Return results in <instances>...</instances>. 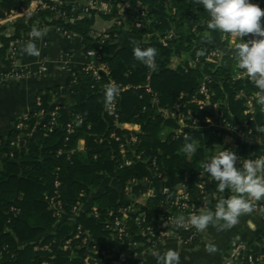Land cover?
<instances>
[{
    "label": "trees",
    "instance_id": "16d2710c",
    "mask_svg": "<svg viewBox=\"0 0 264 264\" xmlns=\"http://www.w3.org/2000/svg\"><path fill=\"white\" fill-rule=\"evenodd\" d=\"M28 4L29 0H0V19L24 9ZM122 4H129L132 8L138 5L150 8L148 19L140 29L134 28L126 34L129 45H125L121 38L125 35L122 27L113 29L109 39L96 41L92 31L95 18L99 15L108 20L121 17L119 7ZM173 9L176 13L171 16L168 11ZM71 11L70 6L42 11L29 21L16 22L15 36L0 38V61L4 65L0 71H7L10 67L7 52L11 43L36 27L37 20L42 22L39 28L61 27L80 37L85 52L96 49L101 43L103 61L110 71L108 79L104 77L101 80L85 69L76 72L67 89L71 101L56 110L59 123L52 130L43 129L39 125L42 117L33 113L23 121L26 127L22 131H13L6 138L0 137V264H85L88 251L94 244L85 247L81 240L75 239L68 250L63 247L75 237L79 226L96 242L111 235L106 230L107 223L114 220L110 213L117 214L123 207L116 187L123 190L133 180L143 181L152 174L160 178L203 172L202 163L211 157L208 150L222 145V138L216 132L200 129L186 130L178 135L170 117L174 114L176 120L186 119L191 111L199 121L213 118L214 110H200L193 101L195 97L205 99L199 95L203 84L214 94L212 104L228 101L227 105H221L219 113H224L229 121L235 120L245 133H248L246 121L250 128L256 127L249 120L250 115L245 114L248 98L255 95L256 89L249 80L233 77L235 58L219 60L210 56L212 48L208 45L213 41L207 39L206 34L219 39L222 33L208 27L210 17L195 0H111L110 14L94 11L91 17H82L75 23L64 19ZM158 12L168 20L155 19ZM59 15L61 17L57 18ZM170 29L175 32V37L165 46L163 41ZM149 34L150 38L145 39ZM136 46L156 49L154 69L134 57L133 48ZM110 82H115L121 89L118 122L135 124L140 128L139 143L135 146L140 159H134L131 167H120L123 163L120 142L112 137L115 134L124 138L129 132L116 127V119L106 107L105 88ZM57 94L59 89L55 88L41 97L40 110L45 116L51 113L53 97ZM253 103L264 128V105L258 104L256 99ZM169 113L171 115L167 118ZM76 115L84 119V125L66 142L65 127ZM186 122L192 125V121ZM166 126L174 129L163 138L161 133ZM185 135L189 142L194 143V153L186 154L182 150ZM80 140L85 141L83 152L77 151ZM60 150L64 151L63 155H59ZM72 150L75 152L69 154ZM128 157L132 155L128 153ZM241 159L238 156L237 166H240ZM205 175L217 194L216 199L209 201L210 207L214 208L221 198H228L231 191H218V182ZM58 179L62 184L60 193L66 212L60 221L47 199L54 194V184ZM108 179L114 180L116 187H103ZM95 192L98 194L92 204L99 217H90L87 211L75 221L71 220L72 207L78 202H87ZM189 196L190 203L196 206L203 203L204 194L198 186L189 190ZM175 199L176 192L171 191L136 203L134 208L146 214L145 227H154L163 215L169 213L170 204ZM12 207L17 212L11 211ZM130 225L131 242H145L146 237L141 235L140 228L132 220ZM191 234L192 230L181 232L184 240Z\"/></svg>",
    "mask_w": 264,
    "mask_h": 264
},
{
    "label": "crops",
    "instance_id": "0c3cea01",
    "mask_svg": "<svg viewBox=\"0 0 264 264\" xmlns=\"http://www.w3.org/2000/svg\"><path fill=\"white\" fill-rule=\"evenodd\" d=\"M62 1L67 6L74 7L84 5L90 0ZM142 8H146L149 12L150 8L141 5L132 8L129 4H122L119 7L120 16L124 19V26L122 28L125 35L121 38L125 45H129L130 43L125 36L136 28ZM168 13L174 16L176 9L168 11ZM79 19V16H74L71 22L75 23ZM155 19L168 20L167 16H164L160 12L156 13ZM116 27L121 28L115 24L114 19L108 20L99 15L95 18L92 31L95 33H101L103 31L111 33ZM169 34L175 36L173 29H170L167 35ZM150 36V34L145 36V39L150 38ZM206 37L213 41V44H209L208 46L212 48L211 50L217 51L218 54L216 57H218L219 60L224 58H235V43L240 42V38L223 42L221 38L217 39L215 36L213 37L208 33ZM33 42L39 49V56H30L24 53L22 49L26 44L22 45L19 50V66L25 76L13 80L6 86L0 85V137L3 138L8 137L13 131H22L23 129H18L17 126L31 114L37 112V99L51 92L53 89L58 88L59 94L53 97L51 112L56 111L60 106L68 105L71 98L67 93V89L71 78L76 72L84 69L86 70L89 64V58L86 54L87 52H85L82 39L76 35L72 34L70 37H65L54 28H50L46 30L42 37H38ZM203 44L208 43L203 42ZM233 73L235 79L247 80V75L243 70L237 67L236 62L233 63ZM108 76L106 77L107 79ZM240 96L244 97L243 95ZM250 98H248L246 103L245 114L250 115L249 120L256 125L254 129L251 128L252 134L249 135L245 133V130H243L241 126L240 128L242 131L239 128L228 130L226 128L219 127V129L217 127L218 129H214V131L222 138L223 143L220 146H216L214 150L209 149L208 153L210 156L217 155L223 148L234 151L242 159L264 156V128L262 127V122L257 118L253 100ZM227 102L228 101L225 100L221 103H215V105H227ZM170 115V113L167 114V118ZM215 118L216 115L214 113L213 118L206 117L205 120L215 121ZM233 118L232 116V119ZM191 119H195L191 111L188 112L186 119H173L174 131L180 134V132L188 130L183 127L182 124H188L186 120L192 121ZM205 120L202 121L203 129L200 130H208L212 127L211 125L204 124ZM126 128L138 134L140 133L138 125L128 124ZM173 129L166 126L161 136L165 138ZM85 148V141L80 140L78 142L77 151L83 152ZM201 173L203 172L194 171L190 175L176 177L163 176L160 178L152 174L150 178L144 179L143 181L131 182L130 185L123 190L116 187L114 180L108 179L105 181L103 187H116L119 190V202L123 207L133 206L136 203L145 202L151 197L168 194L171 191H189L194 186L204 187L209 198H217L211 180L208 179L205 174L201 175ZM98 192L91 195L89 200L85 202V210L94 207L92 200L97 196ZM221 224H223V221L216 224L210 223L206 229L202 231L197 241L189 245L177 239H167L159 245L155 252L142 255L139 259V263L138 261H136V263L157 264V257L171 249L178 253L179 264H243L240 260V254L244 252L260 253L264 250V210L260 213L250 212L241 215L239 222L231 228L222 229ZM42 239L43 237L40 238L39 241H42ZM209 245L214 246L215 251H208L207 248ZM91 250V255L109 251L111 253L108 259L109 264H118L120 259L132 254L133 247L128 242L121 243L112 235H108L104 237L101 242H96V246L94 245Z\"/></svg>",
    "mask_w": 264,
    "mask_h": 264
},
{
    "label": "built area",
    "instance_id": "2783aa9c",
    "mask_svg": "<svg viewBox=\"0 0 264 264\" xmlns=\"http://www.w3.org/2000/svg\"><path fill=\"white\" fill-rule=\"evenodd\" d=\"M252 3L258 5L262 10H264V0H251ZM67 6L62 0H29V4L27 7L20 11H13L10 15L0 19V38L2 36L6 37H13L16 34V29L14 28V24L20 20L29 21L34 15L39 14L42 11L45 10H56L57 7ZM98 12V13H105L110 14L111 12V0H90L89 2L85 3L81 6H74L72 7V11L69 16H65L66 21H71L74 16L82 17H91L92 12ZM61 17L60 15L57 16V18ZM56 18V19H57ZM148 18V10L146 8H142L140 11V19L139 22L136 24V28L140 29L143 26V23ZM264 22V17L261 18ZM41 20H37V29L40 30H47L45 28H39V23ZM115 24L118 27L124 26V19L121 17L114 19ZM35 27V28H36ZM58 33L64 35L65 37H70L72 34L67 32L61 27H53ZM29 32L25 33L22 38L14 40L10 48L7 52L8 61L10 62V67L7 69V71L3 70L0 71V85L6 86L13 80L22 78L25 76L24 72L19 66V50L22 45H25L29 42L31 39L32 41H35L38 37H30ZM94 39L96 41H104L106 39H109L110 33L108 31H103L101 33H95ZM175 36L173 34H169L165 37L163 44L165 46H168L167 41L173 39ZM239 39V37L232 36L230 34H221V40L223 42H228L232 40ZM251 38V34L248 37H245V40ZM2 48V44L0 41V49ZM87 56L89 58V64L86 68L87 72H91L95 75V77L98 80H101L104 77H107L109 75V69L106 63L103 61V46L101 43L98 44V47L96 49H91L87 51ZM217 51L211 50L210 56H217ZM0 69H4V65L2 61H0ZM154 69V68H151ZM76 74V73H75ZM73 75V77L75 76ZM249 80V78H246ZM150 91V89H148ZM199 95L203 96L205 99L201 100L199 98H194V103H196L200 110H204L205 108H210L214 110L217 123L219 126H223V128H226L228 130H233L236 128H239L241 131L242 129L240 126L236 125L235 122L229 121L224 113H219L217 106L215 104H212V97L214 94L212 91L207 87L206 84H203L199 90ZM121 96V89L119 88V95L114 98V100L110 103L108 106V112L110 115H113L116 119V127H118L121 130H126L129 132V134L125 135L124 138L117 137L115 134H112V137L120 142V150L123 154V163L121 164V168L123 167H131L135 160L134 159H140V155L137 154V151L135 149V146L139 143L138 133L129 130L126 128L128 124H122L118 122V114H117V107H118V99ZM251 100H255V95L250 98ZM42 106V98L39 97L37 99V112L36 115L39 117H42L40 126L43 127L46 131L52 130L54 127H56L59 123V115L56 111L51 112L48 116L44 115V112L40 110ZM264 112V109H263ZM173 119H175L174 114H172ZM27 120V118L25 119ZM192 125L188 124H182L183 127L190 129H203V122L202 120L199 121L197 119H191ZM206 122V123H205ZM204 124L211 125V122L209 120H205ZM84 125V119L76 115L65 127V131L67 134L66 142L70 140V136L75 134L76 130L79 127H82ZM186 125V126H185ZM26 126L24 122L20 123L17 128L18 129H24ZM245 128L248 130V134H252V129L250 126L245 123ZM212 132H215L213 129H208ZM184 133L180 132V134ZM178 134V135H180ZM14 145V143L12 144ZM75 150H72L69 152V154L74 153ZM128 153L132 155V157H128ZM64 151L60 150L59 155H63ZM13 156V155H11ZM258 157H252V158H243L240 161V166H242L244 159H256ZM155 165V162L153 163ZM132 182H136V180H133ZM55 192L51 197H47L50 208L54 211V215L58 218L60 221L63 217H65L66 212L64 209V205L61 199V193H60V187L61 182L60 180L55 181ZM199 188L202 190V193L204 194L203 203L199 206H196V204L190 203V196L189 191H179L176 192V199L174 202L170 204L171 210L169 213L163 215L159 221L155 223L154 227H145L144 225L147 223V216L144 212L138 211L133 206H126L121 207L117 214L115 212H111L110 216L114 218L113 221L108 222L106 225V230L111 233V235L119 242H128L133 247V252L130 256H125L122 259L119 260L118 264H137L136 261L139 263V259L142 255L147 253H152L157 250L159 245L166 241L167 239H177L179 241L184 242L185 244L189 245L197 241L199 236L201 235L202 231L197 230L194 226H192L190 223H187L188 218L193 214H199L201 210H203L205 207L208 209L214 211V208H211L209 205V201L211 198H209L205 192L204 187L199 186ZM231 195H234V193H230L228 197ZM84 195L82 194V197ZM216 199V198H215ZM250 205L252 207L251 213H260L264 210V198H262L260 201L251 200ZM85 202H78L74 207H72L71 216L69 218L71 220H76V218L79 217L81 213L89 211L90 217H99V212L96 207H92L90 209L85 210L84 209ZM11 211L17 212V209L15 207L11 208ZM133 215V217L131 216ZM184 217L183 222H178V218ZM133 221V223L138 226L141 230V235L143 237H146V241L139 243V242H131L132 239V226L130 225V221ZM192 230V234L190 237L186 240L183 239L181 232L182 231H189ZM75 239L81 240V244L83 246H87L89 244H94L96 246V241L92 239L90 234L88 232H85L82 228V226L78 227L77 234L72 240H69L65 243V246L63 249L66 251L71 247L72 241ZM91 249L88 251V256L85 259V264H109V257L111 253L109 251H104L97 255H91ZM2 256V252H0V257ZM240 260L244 264V262H247L248 264H264V250L260 253H242L240 254ZM49 264V263H44Z\"/></svg>",
    "mask_w": 264,
    "mask_h": 264
},
{
    "label": "clouds",
    "instance_id": "9594fccd",
    "mask_svg": "<svg viewBox=\"0 0 264 264\" xmlns=\"http://www.w3.org/2000/svg\"><path fill=\"white\" fill-rule=\"evenodd\" d=\"M206 10L210 17L208 27L221 33L240 38L235 43V60L237 67L243 70L249 82L256 89L255 99L264 105V10L251 0H195ZM46 30L33 28L30 37H42ZM251 34V38L245 40ZM22 51L30 56H39V49L30 39ZM134 57L149 68H154L156 49L136 46ZM119 95V85L110 82L105 88L106 107ZM182 150L186 154L196 151L194 143L185 135ZM238 165V156L232 150L223 148L217 155L211 156L202 163L203 173L208 174L217 183V189L224 192L229 189L234 195L221 198L212 211L205 207L199 214L193 213L187 220L197 230L203 231L211 224L223 221L222 229L231 228L239 222L243 214L250 213L251 200L264 198V156L256 159H244ZM184 217L178 218L183 222ZM208 251H215L209 245ZM157 264H179V255L175 250H167L157 257Z\"/></svg>",
    "mask_w": 264,
    "mask_h": 264
},
{
    "label": "rangeland",
    "instance_id": "374dc122",
    "mask_svg": "<svg viewBox=\"0 0 264 264\" xmlns=\"http://www.w3.org/2000/svg\"><path fill=\"white\" fill-rule=\"evenodd\" d=\"M221 108V106L220 105H218L217 106V109H218V112H219V109ZM173 118V117H172ZM210 122H211V126L212 127H210L209 129H218L219 127H222L223 128V126H219L218 125V123H217V120L216 121H214V120H209ZM218 127V128H217ZM220 129V128H219Z\"/></svg>",
    "mask_w": 264,
    "mask_h": 264
}]
</instances>
